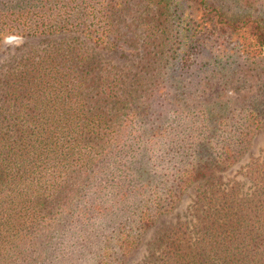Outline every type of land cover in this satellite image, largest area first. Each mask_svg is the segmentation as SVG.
<instances>
[{
  "label": "trees",
  "instance_id": "16d2710c",
  "mask_svg": "<svg viewBox=\"0 0 264 264\" xmlns=\"http://www.w3.org/2000/svg\"><path fill=\"white\" fill-rule=\"evenodd\" d=\"M131 1L0 0V43L74 34L67 46L48 51L47 71L32 65L23 78L18 96L27 109H10L15 88L8 90L10 112L0 129V264H126L158 217L194 185L193 221L164 229L148 264H264V149L243 173L247 190L216 177L264 127V0H137L146 36L121 86L96 76L78 38L120 50L117 22ZM165 73L177 101L205 73L224 84L259 81L237 110L209 106L171 116L147 100L152 94L137 101L154 85L148 80Z\"/></svg>",
  "mask_w": 264,
  "mask_h": 264
},
{
  "label": "rangeland",
  "instance_id": "374dc122",
  "mask_svg": "<svg viewBox=\"0 0 264 264\" xmlns=\"http://www.w3.org/2000/svg\"><path fill=\"white\" fill-rule=\"evenodd\" d=\"M137 0L131 1L130 9L127 13L122 15L120 21L117 22V31L121 34V48L118 51H111L102 48L93 47L92 43L80 39L84 45V48H88L91 52V59L94 61L96 76H108L107 80H116V83L126 82L125 68L135 61L138 57L135 56V49L142 45L145 40L146 34L143 33V29L137 25L138 16L141 12L139 5H135ZM171 28H176V23ZM74 34H58L51 36L41 37H18V36H7L0 43V129L5 127L7 124L6 120H2L5 112H10L12 108L27 109V105H24V100L18 96L20 91L24 90L22 85L23 78L28 75L27 72H32V65L41 66V70L47 71L48 60L44 59L48 51L59 47V45H66L72 41ZM75 40V39H74ZM67 46V45H66ZM179 51V50H178ZM43 56V58H42ZM138 56V55H137ZM177 56V55H176ZM55 62L58 61V56L53 53ZM38 60V61H36ZM178 57L175 62H177ZM31 62V63H30ZM36 62V63H35ZM31 64V65H30ZM176 66L169 68L175 70ZM167 70V71H168ZM252 72V71H250ZM202 81L199 86H195L192 91L185 96L184 99L177 101L173 97L171 91V81L164 74V77L160 81H153L151 79L148 82H153L156 85H146L145 91L141 94V97L137 100L139 102H146L149 94H152L147 100L151 101L155 106L162 107L163 110L169 111L171 116L179 114L180 111L195 112L197 115L200 114L201 108H207L209 106H215L216 110L224 108V112L227 113L229 110H237L239 106L247 101L248 98L255 92V85L259 80H252L247 85H242L236 82L234 79L228 83H221L222 80L217 75H208L205 73L201 76ZM248 85H251L248 89ZM14 87V105L9 102L12 99L8 97V90H12ZM17 88V89H16ZM21 88V89H18ZM119 88V87H115ZM120 90V88H119ZM191 90V89H190ZM22 93H19V95ZM21 96V95H20ZM221 104V105H219ZM130 105V103H128ZM113 106V110L117 108ZM244 109H242L243 112ZM167 115V113H165ZM264 149V127L256 130L251 141V145L246 154L232 167L224 172L217 173L216 177L220 179L221 183H230L234 181H241L243 191L250 187L251 183L248 179L243 176L247 166L258 158L262 160ZM83 179V175H79L73 179L72 189L75 188L77 182ZM197 185L192 186L178 202L172 212L168 214H162L158 217L155 225L150 228L142 237L140 244L133 251L132 255L128 258L126 264H148L149 254L153 251L155 246L156 237L169 225H172L178 221H193L192 220V206L196 200ZM74 191L71 193L73 194ZM73 197V196H72ZM71 197V198H72ZM49 234L55 233V226L49 229ZM41 260V258H40ZM39 264V263H38Z\"/></svg>",
  "mask_w": 264,
  "mask_h": 264
}]
</instances>
